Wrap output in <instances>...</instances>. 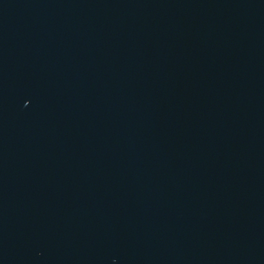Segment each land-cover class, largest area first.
I'll list each match as a JSON object with an SVG mask.
<instances>
[{"label":"water","instance_id":"obj_1","mask_svg":"<svg viewBox=\"0 0 264 264\" xmlns=\"http://www.w3.org/2000/svg\"><path fill=\"white\" fill-rule=\"evenodd\" d=\"M0 264H264V0H0Z\"/></svg>","mask_w":264,"mask_h":264}]
</instances>
